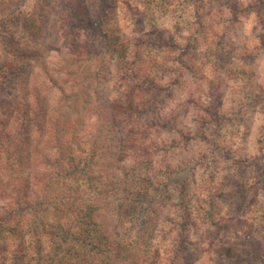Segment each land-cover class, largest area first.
<instances>
[{
    "label": "rangeland",
    "instance_id": "1",
    "mask_svg": "<svg viewBox=\"0 0 264 264\" xmlns=\"http://www.w3.org/2000/svg\"><path fill=\"white\" fill-rule=\"evenodd\" d=\"M6 1L7 7H0V20L10 14L9 9L27 13L37 28L27 38L20 33L19 45L38 52L49 65L58 60L57 49L96 39L95 32L89 31L66 36L61 20L71 0L50 2L42 12L44 16L31 10L32 0ZM98 1L84 0L92 21ZM253 1L110 0L107 23L112 35L127 48L125 67L117 54L108 59L109 81L102 86L104 95L115 106L123 138L120 155L129 159L122 161L124 190L116 202L120 208L119 239L126 248L117 264H138L144 261V252L172 245L176 225L171 219L183 214L175 206L180 203L183 183L188 184L186 199L198 223L192 238L200 239L201 244L189 250L185 264H217L211 249L220 246L243 255L241 264H259L249 251L256 247L264 252V8L258 14H240L236 20L231 19L233 6H248ZM5 29L0 27V56L13 57V46H8L3 35L16 29ZM20 65L26 75L42 76L36 62ZM129 65L139 66L140 70L148 68L146 74L169 88L157 94L150 108L134 114L127 112L126 104L131 98L141 103L137 97L141 92L120 81V77H126ZM178 77L180 83H174ZM17 82L13 70L5 71L0 76V84L5 86L0 99L12 101ZM60 97L59 91L52 90V100ZM192 98L203 107L198 108ZM207 107L214 119L219 118V124L208 123L203 130L201 119L209 117ZM81 116L71 114L73 119ZM172 117L195 136L189 145L179 141L172 147V140H180L181 135L162 126L172 122ZM37 135L31 134V142ZM139 138L154 153L136 161L130 150L133 139ZM87 149L83 146L78 153L87 155ZM1 152L0 194L11 174L1 160ZM71 211L60 213L64 221V215L70 216ZM148 211L152 214L147 215ZM146 216L148 221L153 216V220L147 227L140 226ZM44 239L33 232L28 235L29 263L35 264L39 254L46 261L45 257L54 256ZM35 247L43 249V254L35 252ZM236 260L218 261L238 264ZM73 261L82 262L78 258Z\"/></svg>",
    "mask_w": 264,
    "mask_h": 264
},
{
    "label": "trees",
    "instance_id": "2",
    "mask_svg": "<svg viewBox=\"0 0 264 264\" xmlns=\"http://www.w3.org/2000/svg\"><path fill=\"white\" fill-rule=\"evenodd\" d=\"M5 1H0V7L6 6ZM52 1L55 0H32L30 8L42 14ZM98 3L92 21L84 0L69 2L67 15L61 20L66 36L89 31L95 32L96 39L57 49L58 60L51 65L44 62L38 52L19 45L20 33L27 38L37 28V23L27 13L9 9L10 14L0 20V27L6 31L8 26L16 29L3 35L8 46H13V57L0 56V76L13 70L19 80L12 101L0 99V152L4 157L1 160L11 169L9 182L4 183L0 194V264H33L29 263L31 247L27 242L32 232L45 237L44 242L54 255L45 257L46 261L39 254L35 264H73L76 258L82 261L80 264H117L126 250L119 239L117 213L120 208L116 202L124 190L122 161L129 159H122L120 155L123 138L115 106L104 95L102 86L109 81L108 59L117 54L125 67L127 48L112 35L107 23L110 0ZM262 8L264 0H254L248 6H233L231 19L236 20L240 14H258ZM261 42L264 45V35ZM26 62L39 64L42 76L23 73L20 63ZM147 70L129 65L126 77H120L122 83L132 85L131 90L144 94L137 96L141 103L132 98L127 102V112L131 114L140 113L142 108L147 110L157 94L169 91L146 74ZM179 80L178 77L174 83H180ZM4 87L0 84V94L5 91ZM54 89L62 95L58 101L52 100ZM191 100L198 108L203 107L197 99ZM205 112L209 117L201 119L203 130L208 123L219 124V118H213L210 107ZM72 113L82 116L73 119ZM167 124L162 125L163 128L181 135L180 140H172V147L179 145V141L189 145L194 140L195 136L184 131L177 119L172 117V122ZM33 133L38 135L31 142ZM201 137L206 139L204 135ZM83 146L88 148L87 155L78 153ZM131 146L132 160L150 158L154 153L141 138L133 139ZM187 188L188 184L183 183L178 195L180 203L175 205L183 214L171 219L176 225L175 241L164 250L144 252V261L138 264H185L189 250L201 246L200 239L192 238L198 223L186 199ZM210 205L213 211V203ZM66 209L72 211L70 216L64 215V221L60 213H65ZM152 220L153 216L139 224L147 227ZM214 248L211 249L216 254L213 261L217 264L233 258L238 264L243 261V255L227 246ZM35 252L42 253L43 249L35 247ZM249 252L252 259L264 264L263 251L254 247Z\"/></svg>",
    "mask_w": 264,
    "mask_h": 264
}]
</instances>
